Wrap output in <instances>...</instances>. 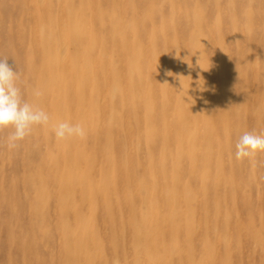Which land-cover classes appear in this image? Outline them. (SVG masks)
Here are the masks:
<instances>
[{
  "label": "rangeland",
  "instance_id": "obj_1",
  "mask_svg": "<svg viewBox=\"0 0 264 264\" xmlns=\"http://www.w3.org/2000/svg\"><path fill=\"white\" fill-rule=\"evenodd\" d=\"M0 57L50 115L0 132V264H264V0H0Z\"/></svg>",
  "mask_w": 264,
  "mask_h": 264
},
{
  "label": "clouds",
  "instance_id": "obj_2",
  "mask_svg": "<svg viewBox=\"0 0 264 264\" xmlns=\"http://www.w3.org/2000/svg\"><path fill=\"white\" fill-rule=\"evenodd\" d=\"M18 78L19 73L13 70L6 58L0 57V132L10 130L6 137L9 149L16 148L35 127H47L50 122V115L43 108L24 99L17 85ZM32 95L39 98L43 92L34 88ZM52 130L57 141L76 137L83 139L86 135L81 124L67 121L55 124ZM235 149L237 160H251L258 152H264V134L244 132L237 139ZM113 264H119V261L115 260Z\"/></svg>",
  "mask_w": 264,
  "mask_h": 264
},
{
  "label": "bare ground",
  "instance_id": "obj_3",
  "mask_svg": "<svg viewBox=\"0 0 264 264\" xmlns=\"http://www.w3.org/2000/svg\"><path fill=\"white\" fill-rule=\"evenodd\" d=\"M68 11V10H67ZM65 28H66V26H65ZM42 31V30H41ZM66 30H64V32H65ZM60 33V32H59ZM62 33V32H61ZM42 34V33H41ZM63 35V34H62ZM98 35V34H97ZM43 36V35H42ZM65 36V35H64ZM62 38H64V37H62ZM39 40V39H38ZM64 40V39H63ZM61 41V40H60ZM34 44V43H33ZM65 45V44H64ZM35 47V46H34ZM62 56V55H61ZM64 57V56H63ZM26 58V57H25ZM62 61V60H61ZM131 75V74H130ZM179 79H180V77H179ZM163 85H164V83H163ZM191 88V87H190ZM194 89V88H193ZM191 92V91H190ZM194 93H195V91H194ZM71 94V93H70ZM196 95V94H195ZM197 96V95H196ZM228 96V95H227ZM209 101V100H208ZM232 103V102H231ZM212 110V109H211ZM104 140V139H103ZM185 143V142H184ZM102 147V146H101ZM102 152V151H101ZM86 153V152H85ZM88 153V152H87ZM104 154V153H103ZM116 157V156H115ZM122 163V162H121ZM63 164V163H62ZM123 164V163H122ZM196 166V165H195ZM83 177V176H82ZM94 184V183H93ZM187 193V192H186ZM173 215V214H172ZM172 217V216H171ZM77 224V223H76ZM80 228V227H79ZM229 229V228H228ZM230 232V231H229ZM128 241V240H127ZM217 258V257H216Z\"/></svg>",
  "mask_w": 264,
  "mask_h": 264
}]
</instances>
